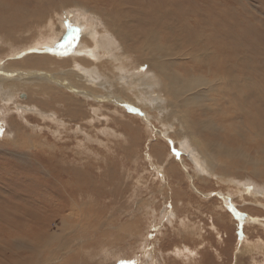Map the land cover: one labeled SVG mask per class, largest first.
Returning <instances> with one entry per match:
<instances>
[{
    "label": "bare ground",
    "instance_id": "1",
    "mask_svg": "<svg viewBox=\"0 0 264 264\" xmlns=\"http://www.w3.org/2000/svg\"><path fill=\"white\" fill-rule=\"evenodd\" d=\"M179 2L57 0L55 5L54 0H0V119H4L1 137L9 146L20 147V150L22 146L28 151L8 150L17 158L27 157L17 181L26 202L24 199L21 202L22 193L18 194L20 203L14 204L17 209L8 207V212L14 211L11 215L15 217L10 218L11 222L5 219L6 224L11 223L15 228L12 230L24 234L17 236L20 243L2 245L0 264H96L91 262L98 255L103 257L115 251L108 247L102 248L101 254L86 250L80 245L85 240L73 236L77 229L92 225L90 221L100 224L95 215L91 218L92 215H84L83 210L78 211L79 215L75 212L87 204L90 183L110 176V171L107 174L103 168L105 155L101 149L93 150L87 142L85 146L79 141L90 140L106 148L109 146L103 144L99 134L115 136L120 132L132 137L140 129L146 130L148 138L157 139L152 142L149 156L157 167L150 176H156L157 183L161 182L159 186L171 193L173 206L167 222L171 224L172 218H176L177 230L184 238L200 237V228L195 227L198 222L192 226L185 213L189 206H194L191 198L202 197L210 202V228L217 231L219 225L239 231L236 261L242 245L248 248L254 244L248 239L249 230L263 228L264 221L250 217L248 223L240 226L225 206L227 203L238 206L236 197H242L238 200L244 210L239 209V216L247 221V215L258 216L249 207L264 208V166H261L264 157L248 156L244 151L250 146L247 148L240 143L244 135L232 127L235 120L244 124L247 132L254 134L264 147V86L249 82L244 72L243 77L237 78L227 31L226 40L223 37L213 44L214 51L201 48L197 37L214 29L215 12L207 10L204 21L198 13L189 16L186 9H179ZM176 5L178 7L174 8ZM228 12L221 14L226 27L230 22ZM67 15L77 22L76 33L62 32L60 25ZM225 19L227 22L223 21ZM184 30L194 31L195 42H185L187 38L181 36ZM207 57L212 61H206ZM247 57L241 52L239 63L245 64ZM241 68L245 70L244 66ZM20 92L25 94L23 99L19 97ZM28 114L40 116L42 121L36 119L30 124L28 121V125L21 124ZM212 116L218 119L212 120ZM58 123L68 124V133L78 141L76 147H59L54 143ZM42 129L46 130L45 135L41 134ZM160 137L184 156L166 152V145H160L163 142ZM30 154L33 159L28 158ZM95 168L96 176L92 172ZM208 180L218 185L222 183L226 188L207 190L203 184ZM165 198L168 197L165 195ZM163 208V213L167 214ZM180 211L183 212L178 214L181 218L176 214ZM242 211L250 214L245 216ZM57 216L59 222L55 223ZM254 220L257 223H253ZM2 227L5 228L3 224ZM147 230L141 233L142 230L131 227L126 235L131 245L141 243L143 246ZM72 244L81 249L70 255ZM198 253L196 247L183 244L182 248L175 247L168 254L173 255L172 259L179 261L178 264H195ZM153 254L148 262L157 258L160 264L162 260L154 257L156 249Z\"/></svg>",
    "mask_w": 264,
    "mask_h": 264
},
{
    "label": "rangeland",
    "instance_id": "2",
    "mask_svg": "<svg viewBox=\"0 0 264 264\" xmlns=\"http://www.w3.org/2000/svg\"><path fill=\"white\" fill-rule=\"evenodd\" d=\"M179 1H180L178 3V6L180 7L179 9H186L184 11L185 12L187 11L186 13L189 14V16L190 15L195 16L196 13H198L197 14L198 16H202V18H205L203 19L204 21L207 20L205 15L206 14L205 12H207V10H212L213 12H215V17L212 18L214 19L213 20L214 29H211L210 32L205 33L202 37H197L200 42L201 48L214 51L213 44H216V41H221V39L224 36L226 37L225 32L227 31L230 35L229 47L231 49L232 54L234 53L233 54L234 60H232V63L234 64V70L236 72L237 78L243 77L242 72H244L247 75L249 82L251 83L257 82L259 84L263 83L262 86H264V0H186V1L179 0ZM54 3L55 5H57L56 4L57 0H54ZM213 4H215V7H212ZM178 6L176 5L174 8H177ZM227 10L230 11L228 12ZM223 11H226V14L228 12L230 15V22H228L227 25L228 27L224 26L225 23L223 24L221 19V14L224 15ZM189 12H193V13L191 14ZM64 18L65 19L60 25L61 30L62 29L65 30V32L63 30L62 32L66 33L70 31L72 33H76L75 24L77 22L73 21L72 20L73 18L69 15L64 16ZM223 21L227 22L226 19ZM68 24L70 25L68 26ZM181 36L187 38L185 40L187 44L190 43L192 44V42H195L196 40L195 33L194 31L192 32V30H190V32L184 30ZM53 47L54 45L51 48ZM241 52H245L248 56L247 61L243 65L239 63V54ZM46 53H50V55H52L51 52L49 51H47ZM206 61L211 62L212 60L211 58L207 57ZM188 65L192 66L193 63L188 62ZM243 66L245 68L244 71L241 68ZM197 67L198 66H196L195 68ZM23 93L24 92L19 93V97L22 99L23 97H25V94L23 95ZM250 105L252 106V104ZM21 116H18L17 118ZM38 117L40 116H35V114L25 115V121L22 118L21 124L28 125L32 122H35L36 119L40 120ZM117 117L120 119H124L123 117L121 118L120 116ZM58 119L61 120V118ZM213 119L217 120L218 117L212 116V120ZM47 120H50V118H48ZM41 121L42 120H40V122ZM235 121L236 123L232 127L234 129L237 128V130L240 131L242 135H244L240 137V141H241L240 143L244 145L246 144L245 146L247 148H249L248 146H250V148L245 150L244 152H246L247 155L252 158L264 157V147H262V144L258 143L259 140L255 138V135L247 132L246 126L244 124L241 125L240 123H237V120ZM3 124H4V119H0V137L2 136ZM58 124H57L58 132L56 135L57 142L54 143L57 144L59 147H64L66 145H72L76 147L78 141L77 142L74 141L75 139H73V137H71L70 134L68 133L69 130L68 124L64 126L61 125L60 123ZM111 125L114 126L112 122ZM44 131L46 132V130L42 129L41 134L45 135ZM226 131H229L227 127H226ZM226 131L224 134H226ZM118 134L119 135L115 134V136H111V135L105 136L104 134H99V137L103 140V144H107L109 146L106 148H103V146H100V144H96V142L90 143L91 142L90 140L79 141L80 145L84 144L86 146L87 144L93 150H96L97 148L101 149L103 156L105 155L103 168L107 170V174L110 171L109 174L110 176L102 178L101 181L95 182V184L90 183V187L87 189V193H88L86 199L87 204L83 206L82 209L77 210L75 212L78 214L83 210V214L86 216L92 215L91 218H93V215H95L96 216L95 218L98 220V222L100 221V224L97 225V223L90 221V224L93 225L92 226L89 224L85 225L84 223L86 228L81 227V229H77L75 235L73 234L74 231H72V234L73 236H75L74 239L79 238V240L80 239L85 240L84 242L82 241V243L80 241L81 248L84 249L86 248V250H92L98 252L102 248L108 247V249L113 248L117 253H119V255L117 253L115 254V251L110 249L112 252L109 251L107 252V254H103V257L101 255L100 256L98 255L96 257V260L92 261L91 263L121 264V261H123L126 262V264H159L158 261L156 260L157 258L156 259L154 258L157 262H155V260L154 262L151 260L150 262H148V259L151 257V255H154L153 252L156 249V254L154 257L158 256L159 260H162L160 264H164V263L178 264L179 261L173 260L172 259L173 255L168 253L169 252L171 253V250H174L175 247L182 248L183 244H187L190 247H196L197 250L199 251L196 257L197 262L195 264H233V263L234 264H264V227L263 228L252 227L249 230L250 235L248 239L251 240L252 242L254 241V244L248 248L242 245L241 246L242 248L240 249L241 255L240 256L238 254L236 255V258H238V261H236L235 249H237L238 246L237 247L235 246L238 245L237 240L240 235L239 231L231 227H229V229L228 228L225 229L224 227L219 226L217 224H216L217 231L210 228L211 227L210 225L211 219L209 218V210L211 208L210 202L209 200H204V198L202 197L198 199L199 201L197 200V196L196 198L195 197L191 198V200L193 199L192 203L194 204V206H189L187 212L185 213V215L187 216V220L192 226H195V222H198L196 223L197 225L195 227H199L200 231L202 230L201 232L198 230L201 236L196 237L193 240H190L184 238L183 235L179 234L177 230V228H179L178 220L176 218H172L171 224L167 222V218L169 217V213L172 211V206H173V203L171 201L172 199L170 198L171 193L169 192V190L166 191L167 188H165L164 186L163 188L162 186L161 187L159 186L161 182L158 180L159 184L157 183V181L155 180L157 179L156 176L152 177L155 174L154 167L157 166H156V162H152V158L149 156L152 154L151 153L152 152L151 145H153L152 142L155 143L157 139H152V136H150L151 139L150 137L148 138V134H146V130L143 129H140V131H138V134L133 135L132 137L131 135L128 134L126 135L120 132ZM210 136L212 135H209V137ZM160 139L163 141L162 144L160 145L163 144L166 145L165 150L166 152L171 151L170 155H174V153L177 154L178 156L184 154L180 150L175 151L174 146H172V144H170L164 138L160 137ZM4 141L5 139L3 138L0 139V185L2 186V187L0 186V199L3 200V201L0 200V208H1L0 209V248H3L2 247L3 244L20 243L19 239H17L18 238L17 236H19V234H24V233H17L18 231L15 232L14 230H12L14 228L12 227V224L11 223L6 224L5 221L9 220V222H11L10 218L12 219L15 217L14 215H11L15 213L14 211L11 214L8 211L10 209L12 210V208L14 210L17 209L18 206L14 204L20 203L18 201L19 200L18 194L20 195L22 193L23 198L21 202L23 201V199L26 202V198H24L23 195V188H21V186H19L17 183V181H19V179L21 178L19 174H21L23 171L22 170L23 164H27L25 162L26 160H24L26 156H19L23 158H17L16 156H13L15 154H11L10 152H8V150L12 149L13 151L16 150L17 152L20 151L21 153H24L27 151V149L25 147L23 148L22 146H21L22 148L21 150L19 149L20 147L18 149L13 148L9 146V144H6V141L5 142ZM73 141L75 143H73ZM220 142L222 141L220 140ZM226 146L230 147L231 145H226ZM126 147H128V149H126ZM5 150L7 152H5ZM132 155L134 157L133 160H132ZM28 158L33 159L34 158L33 154H30ZM147 158L148 159L150 158L149 161ZM20 161H24V162H20ZM261 166L264 165L261 164ZM5 170L6 172H4ZM7 170L11 174L8 173ZM92 172L95 176L98 174V172H96V168ZM13 182L15 183V185H13ZM3 183L5 185H3ZM220 184L221 185H218L215 181L208 180V183L203 185L207 190L208 189L217 190L218 188L224 190L226 186L222 183ZM259 185H261V182H259ZM19 187L21 189H18ZM183 187H185V185H183ZM7 188L9 191H7ZM14 189L16 190V192L14 191ZM24 192L27 193V191ZM212 192L218 193V191H212ZM8 195H10V197H8ZM165 195L168 198H165ZM215 195L216 194H213V196ZM9 198L12 199L11 203H8ZM241 198L242 197L239 198V195L238 197H236L235 201H237L236 203L238 206L235 205L232 206L231 203H227L225 206L226 208L225 210L229 212V214L234 218V220L238 223V225L241 226L242 224L248 223L249 219H251L252 217L254 219L258 218L261 219V221H264V208L249 207L253 212V214H256L258 216H252V215L249 216L247 214L250 213L242 211V213H245L244 214L245 216L246 215L248 216V221L242 218L241 214L239 216L240 213L239 209L244 210L243 208H241L242 205L238 200ZM13 200H15V202ZM195 200L197 201L196 203ZM201 200L205 201L206 203H204ZM211 201H213V199H211ZM248 205L251 204L248 203ZM8 207H10V209ZM163 207L166 208L165 211L167 212V214L163 213L162 211ZM114 209L115 211H113ZM162 213L165 214V217H163ZM179 213L181 214L183 212L180 211L176 213L177 217L181 218L180 215H178ZM54 221L55 223L59 222L58 216L54 218ZM151 221L153 222L152 224H150ZM253 223H257V220L256 221L254 220ZM2 224L3 226H5L4 229L2 227ZM54 224L50 225L52 229H55ZM123 224L125 225L127 224L126 227ZM131 227L136 228V230L138 229V231L142 230L140 231L141 233H145L146 228L148 229L146 232V238H147L146 243L143 246L140 245L141 243L136 245L138 247H136L135 245H131L130 239L126 236L128 235L127 234L128 232H131ZM160 231L161 234L159 233ZM219 235H221V238H219ZM253 237H255V239H251ZM31 240L33 239L31 238ZM122 242H124L125 244H123ZM139 246H142V248L141 247L139 248ZM81 248L79 247V245L72 244L71 246L72 252L70 253V255L72 253H78L79 249ZM101 252L102 251H100L99 254H101ZM175 256L176 255H174V257Z\"/></svg>",
    "mask_w": 264,
    "mask_h": 264
},
{
    "label": "snow or ice",
    "instance_id": "3",
    "mask_svg": "<svg viewBox=\"0 0 264 264\" xmlns=\"http://www.w3.org/2000/svg\"><path fill=\"white\" fill-rule=\"evenodd\" d=\"M121 264H126V262H123V261H122Z\"/></svg>",
    "mask_w": 264,
    "mask_h": 264
}]
</instances>
